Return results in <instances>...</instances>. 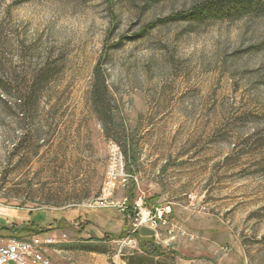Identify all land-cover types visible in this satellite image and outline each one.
<instances>
[{"label":"rangeland","instance_id":"obj_1","mask_svg":"<svg viewBox=\"0 0 264 264\" xmlns=\"http://www.w3.org/2000/svg\"><path fill=\"white\" fill-rule=\"evenodd\" d=\"M203 1L0 0L3 243L264 264V14L168 20ZM138 203L170 207L151 236L169 255L140 249Z\"/></svg>","mask_w":264,"mask_h":264},{"label":"built area","instance_id":"obj_2","mask_svg":"<svg viewBox=\"0 0 264 264\" xmlns=\"http://www.w3.org/2000/svg\"><path fill=\"white\" fill-rule=\"evenodd\" d=\"M125 181L126 179H123V182ZM115 186L116 182L111 181L107 187ZM137 207L132 218V234L141 232L142 227L157 232L170 212L169 206L149 208L138 203ZM53 243L52 237L38 235L27 239L11 240L7 243H3L0 239V264H59L48 253L49 246Z\"/></svg>","mask_w":264,"mask_h":264},{"label":"trees","instance_id":"obj_3","mask_svg":"<svg viewBox=\"0 0 264 264\" xmlns=\"http://www.w3.org/2000/svg\"><path fill=\"white\" fill-rule=\"evenodd\" d=\"M248 14H264V0H205L187 12L171 16L168 20H202L208 17L224 19L242 17ZM101 85L103 87V83ZM24 230L26 228L20 229L21 232ZM137 235L140 239V249L143 252L158 256L169 255V252L164 251L154 243L151 236H143L141 232H137Z\"/></svg>","mask_w":264,"mask_h":264},{"label":"water","instance_id":"obj_4","mask_svg":"<svg viewBox=\"0 0 264 264\" xmlns=\"http://www.w3.org/2000/svg\"><path fill=\"white\" fill-rule=\"evenodd\" d=\"M141 234L143 236H154L155 235V231L150 229V228H147V227H142L141 228Z\"/></svg>","mask_w":264,"mask_h":264},{"label":"crops","instance_id":"obj_5","mask_svg":"<svg viewBox=\"0 0 264 264\" xmlns=\"http://www.w3.org/2000/svg\"><path fill=\"white\" fill-rule=\"evenodd\" d=\"M50 234V233H49Z\"/></svg>","mask_w":264,"mask_h":264}]
</instances>
